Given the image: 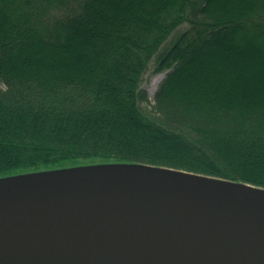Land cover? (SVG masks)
<instances>
[{
  "label": "trees",
  "instance_id": "16d2710c",
  "mask_svg": "<svg viewBox=\"0 0 264 264\" xmlns=\"http://www.w3.org/2000/svg\"><path fill=\"white\" fill-rule=\"evenodd\" d=\"M107 163L264 188V0H0V177Z\"/></svg>",
  "mask_w": 264,
  "mask_h": 264
},
{
  "label": "water",
  "instance_id": "95a60500",
  "mask_svg": "<svg viewBox=\"0 0 264 264\" xmlns=\"http://www.w3.org/2000/svg\"><path fill=\"white\" fill-rule=\"evenodd\" d=\"M0 264H264V188L135 163L0 177Z\"/></svg>",
  "mask_w": 264,
  "mask_h": 264
},
{
  "label": "rangeland",
  "instance_id": "374dc122",
  "mask_svg": "<svg viewBox=\"0 0 264 264\" xmlns=\"http://www.w3.org/2000/svg\"><path fill=\"white\" fill-rule=\"evenodd\" d=\"M168 71L151 74L144 83V87L148 91L150 101L153 100V95L160 86L161 82L166 78Z\"/></svg>",
  "mask_w": 264,
  "mask_h": 264
}]
</instances>
